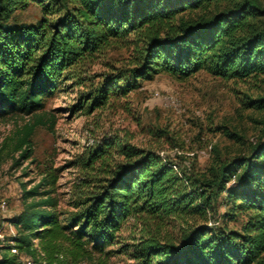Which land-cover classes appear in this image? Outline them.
<instances>
[{
	"label": "trees",
	"instance_id": "trees-1",
	"mask_svg": "<svg viewBox=\"0 0 264 264\" xmlns=\"http://www.w3.org/2000/svg\"><path fill=\"white\" fill-rule=\"evenodd\" d=\"M29 3L40 6V18L12 24L13 14ZM121 40L133 49L129 66L93 75L98 82L79 95L71 113H91L160 73L180 80L202 70L223 79L264 76V2L0 0V115L35 114L61 80L84 86L81 64ZM245 107L263 109L264 96L248 97ZM42 116L23 127L14 146L19 157L31 156L36 125L53 126L54 117ZM116 142L124 161L102 176L85 177L86 189L65 216L50 195L55 170L23 190L22 199L33 200L9 219L16 232L1 240L0 264H110L107 248L125 219L179 211L203 220L187 225L176 240L140 236L131 244L133 264H264V130L248 154L219 163L214 174L188 173L152 150ZM111 145L102 141L90 149L84 168H93ZM216 196L228 208L220 225H207ZM241 214L239 230L228 228L227 220Z\"/></svg>",
	"mask_w": 264,
	"mask_h": 264
},
{
	"label": "rangeland",
	"instance_id": "rangeland-1",
	"mask_svg": "<svg viewBox=\"0 0 264 264\" xmlns=\"http://www.w3.org/2000/svg\"><path fill=\"white\" fill-rule=\"evenodd\" d=\"M40 16V6L29 3L16 11L10 22L34 23ZM132 54V46L124 40L113 43L81 64L79 72L87 77L84 86L61 80L35 114L0 115V242L16 232L9 219L33 200L24 201L23 190L37 185L46 171L55 170L57 181L50 195L57 198V210L65 216L73 210L72 202L86 189V185L82 187L85 177L102 176L124 161L116 141L152 150L188 173L211 174V170L214 174L219 163L248 154L252 142L261 137L264 108H247L245 103L248 97L264 96V76L223 79L202 70L180 80L160 73L126 95L112 96L106 105L91 113L85 108L69 111L89 84L98 82L93 75L112 68L125 69ZM167 97L176 100L177 107L168 105ZM37 115H43V120L54 117V124L51 127L47 121L34 127L29 138L31 156L23 159L19 151H14V146L23 127ZM102 141L112 143L108 153L93 168H84L87 152ZM212 205V210L206 213V224L220 225V215L228 206L222 196H216ZM202 220L201 215L188 211L161 219L146 213L129 216L122 222L114 244L107 248L112 250L109 262L133 264L131 244L140 236L152 233L159 239L176 240L187 225ZM243 220V215H238L234 220H227V226L239 230Z\"/></svg>",
	"mask_w": 264,
	"mask_h": 264
},
{
	"label": "built area",
	"instance_id": "built-area-1",
	"mask_svg": "<svg viewBox=\"0 0 264 264\" xmlns=\"http://www.w3.org/2000/svg\"><path fill=\"white\" fill-rule=\"evenodd\" d=\"M166 101H167L168 105H170V106L177 107V105H178V103L176 102V100H174V99L171 98V97H167V98H166ZM200 153H201V154H204V152H202V151H201ZM11 252H12V253H15V250L12 249Z\"/></svg>",
	"mask_w": 264,
	"mask_h": 264
}]
</instances>
